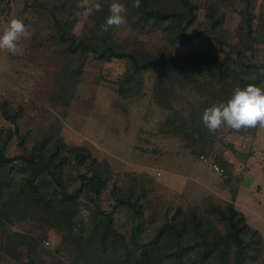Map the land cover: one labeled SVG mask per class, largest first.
Instances as JSON below:
<instances>
[{"label": "rangeland", "instance_id": "rangeland-1", "mask_svg": "<svg viewBox=\"0 0 264 264\" xmlns=\"http://www.w3.org/2000/svg\"><path fill=\"white\" fill-rule=\"evenodd\" d=\"M192 1L198 5L192 32L207 27L210 8L222 20L209 39L181 43L163 27L133 28L128 10L125 25L102 31L139 58L195 54L217 64L229 58L243 63L231 78H210L204 70L167 74L172 109H166L153 96L155 72L131 77L126 60L106 62L88 55L82 61L80 53H67L56 39L58 23L77 38L90 36L110 14L113 0H100L103 10L83 22L75 15L82 11L77 7L80 0H0V33L12 18L22 19L31 33L21 41L20 53L0 52V128L16 131L5 155L28 152L40 143L45 150L52 149L58 139L87 148L111 170L99 203L113 211L117 229L129 236L138 226L140 238L147 239L176 216L186 224L184 246L199 240L190 225L192 214L202 221L203 231L211 224L223 233L225 227L209 215L210 207L224 206L236 189L245 186L239 205L264 239V128L236 132L223 126L213 134L201 119L205 108L226 102L236 87H246L243 80L252 74L251 66L264 62V0ZM200 155L222 167L224 174L217 175ZM65 169L68 179L77 174L73 166ZM196 174L208 185L200 186ZM10 177L3 201L18 187L21 176ZM121 198L135 203L140 215L114 207ZM79 207L74 230L85 227L88 232L95 220L94 206L82 198ZM55 224L37 210L25 219H0V264H104L76 249ZM220 251L228 250L222 245ZM256 254L251 264H264V241Z\"/></svg>", "mask_w": 264, "mask_h": 264}, {"label": "trees", "instance_id": "trees-1", "mask_svg": "<svg viewBox=\"0 0 264 264\" xmlns=\"http://www.w3.org/2000/svg\"><path fill=\"white\" fill-rule=\"evenodd\" d=\"M121 1L128 10V21L133 28L147 25L149 29L163 27L181 43L192 42L195 38L209 39L222 23L214 17L210 8L211 12L206 15L207 27L192 32L198 9L192 0H168L173 1L172 5L141 0L139 8L132 7V0ZM100 29L98 25L90 36L77 38L58 23L56 39L60 40L67 53H80L82 61L88 55L106 62L126 60L131 77L147 71L155 72L153 96L166 109H172L167 74L184 75L204 70L210 78H231L238 72V66L243 64L238 58H229L217 64L195 54L187 58L164 54L139 58L120 49ZM244 41L247 43L246 39ZM251 69L252 74L243 80L244 85L264 86V62L251 66ZM7 117L14 123L13 118ZM193 129L199 131L202 127L193 125ZM15 135L16 131L11 128H0V219L8 220L16 216L25 219L33 210L45 212L64 233V239L104 264H161L165 260L182 258H186L188 264H251L264 241L260 232L247 222L245 215L232 202L210 207L209 215L225 227L223 233L211 224L208 230L203 231L202 221L192 214L190 225L199 240L190 246L182 244L186 224L176 216L161 225L150 238H140L138 226L126 236L117 229L113 211L102 209L99 203L112 175L106 162L99 161L85 147L69 146L59 139L52 149L45 150L44 143H40L28 152L8 157L5 149ZM69 166L77 172L71 179L64 171ZM11 173L21 177L18 187L3 201L4 189L11 185ZM82 198H88L94 206L95 220L88 232L85 227L80 232L74 230ZM114 207H126L135 217L140 215L136 204L127 198L118 199ZM222 245L228 250L226 253L220 251Z\"/></svg>", "mask_w": 264, "mask_h": 264}, {"label": "clouds", "instance_id": "clouds-1", "mask_svg": "<svg viewBox=\"0 0 264 264\" xmlns=\"http://www.w3.org/2000/svg\"><path fill=\"white\" fill-rule=\"evenodd\" d=\"M141 0H132V7L139 8ZM82 11L75 15L81 22L88 20L94 12L103 10L100 0H80L77 5ZM126 6L113 0L109 6V15L101 30L108 32L112 28H119L127 23ZM31 33L22 19L12 18L0 33V52L16 55L22 51L20 43L23 39L30 38ZM202 123L211 133H216L223 126L240 132L249 128H264V86L249 84L246 87H236L233 94L226 102L213 104L204 109Z\"/></svg>", "mask_w": 264, "mask_h": 264}, {"label": "crops", "instance_id": "crops-1", "mask_svg": "<svg viewBox=\"0 0 264 264\" xmlns=\"http://www.w3.org/2000/svg\"><path fill=\"white\" fill-rule=\"evenodd\" d=\"M199 163L200 164H204V163H202L201 161H199ZM197 179H199V176L196 174V176H195ZM198 183H199V185L200 186H202L203 184L204 185H208V183H206V182H204V181H202V180H198ZM243 188H246L245 186H240L238 189H236L235 190V193H234V195H233V198H232V201H231V198H230V200L228 201V202H232L233 204H234V206H235V208L238 210V211H240V212H242L243 214H245L242 210H241V207H240V205H239V201H240V198H241V193H240V191H242L243 190ZM223 190H226V189H224L223 188ZM246 215V214H245ZM247 216V215H246ZM249 222V221H248ZM249 224L251 225V223L249 222Z\"/></svg>", "mask_w": 264, "mask_h": 264}, {"label": "built area", "instance_id": "built-area-1", "mask_svg": "<svg viewBox=\"0 0 264 264\" xmlns=\"http://www.w3.org/2000/svg\"><path fill=\"white\" fill-rule=\"evenodd\" d=\"M199 159L202 161V162H205V163H208L210 168L217 174V175H223L224 174V169L220 166H218L217 164L215 163H212V162H209L208 161V158L205 157L204 155H200Z\"/></svg>", "mask_w": 264, "mask_h": 264}]
</instances>
